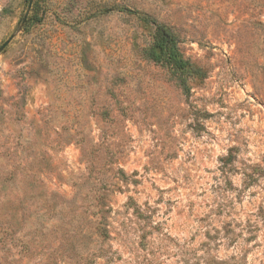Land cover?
I'll list each match as a JSON object with an SVG mask.
<instances>
[{
    "label": "rangeland",
    "instance_id": "rangeland-1",
    "mask_svg": "<svg viewBox=\"0 0 264 264\" xmlns=\"http://www.w3.org/2000/svg\"><path fill=\"white\" fill-rule=\"evenodd\" d=\"M30 1L0 0V264H264V0Z\"/></svg>",
    "mask_w": 264,
    "mask_h": 264
},
{
    "label": "trees",
    "instance_id": "trees-1",
    "mask_svg": "<svg viewBox=\"0 0 264 264\" xmlns=\"http://www.w3.org/2000/svg\"><path fill=\"white\" fill-rule=\"evenodd\" d=\"M139 18L155 28L153 43L144 50L145 58L153 64L165 68L183 94L189 97L192 90L190 82L201 76L200 71L193 69L190 61L183 56L179 40L171 29L146 16Z\"/></svg>",
    "mask_w": 264,
    "mask_h": 264
},
{
    "label": "water",
    "instance_id": "water-1",
    "mask_svg": "<svg viewBox=\"0 0 264 264\" xmlns=\"http://www.w3.org/2000/svg\"><path fill=\"white\" fill-rule=\"evenodd\" d=\"M32 3H33V0H31L30 3H29V9L32 7ZM10 42H11V41L6 42V43L3 45V47H1L0 52H2V51L7 47V45H8Z\"/></svg>",
    "mask_w": 264,
    "mask_h": 264
}]
</instances>
